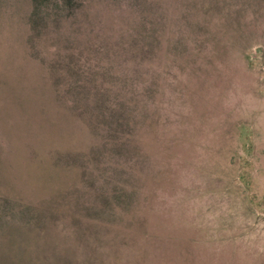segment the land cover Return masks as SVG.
<instances>
[{"label":"rangeland","instance_id":"1","mask_svg":"<svg viewBox=\"0 0 264 264\" xmlns=\"http://www.w3.org/2000/svg\"><path fill=\"white\" fill-rule=\"evenodd\" d=\"M0 264H264V0H0Z\"/></svg>","mask_w":264,"mask_h":264},{"label":"trees","instance_id":"2","mask_svg":"<svg viewBox=\"0 0 264 264\" xmlns=\"http://www.w3.org/2000/svg\"><path fill=\"white\" fill-rule=\"evenodd\" d=\"M229 159H230V158H229ZM229 159H228V160H229ZM236 164H237V162H236ZM236 169H238V167H236ZM236 169H235V170H236ZM233 176H235V177L237 176V178H239V176L236 175L235 172H234V175H233ZM233 176H232V177H233ZM232 177H231L230 179H233ZM241 177H242V176H241ZM241 177H240V178H241Z\"/></svg>","mask_w":264,"mask_h":264}]
</instances>
